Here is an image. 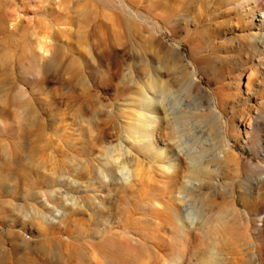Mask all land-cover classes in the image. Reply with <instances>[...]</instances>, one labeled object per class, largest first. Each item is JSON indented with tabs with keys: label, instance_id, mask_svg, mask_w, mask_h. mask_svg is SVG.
I'll use <instances>...</instances> for the list:
<instances>
[{
	"label": "rangeland",
	"instance_id": "374dc122",
	"mask_svg": "<svg viewBox=\"0 0 264 264\" xmlns=\"http://www.w3.org/2000/svg\"><path fill=\"white\" fill-rule=\"evenodd\" d=\"M0 264H264V0H0Z\"/></svg>",
	"mask_w": 264,
	"mask_h": 264
},
{
	"label": "bare ground",
	"instance_id": "6f19581e",
	"mask_svg": "<svg viewBox=\"0 0 264 264\" xmlns=\"http://www.w3.org/2000/svg\"><path fill=\"white\" fill-rule=\"evenodd\" d=\"M45 34V33H44ZM44 36H46V35H44ZM42 47V46H41ZM154 99L153 98H150V99H148L147 101H146V104L147 105H149V106H153L154 105ZM156 105V104H155ZM156 119V118H155ZM157 120H159V119H157ZM151 121L152 120H150V124L152 125V123H151ZM154 124H155V122H154ZM152 132L153 133H155V130H153L152 129ZM176 132V131H175ZM177 134V133H176ZM177 136V135H176ZM178 137V136H177ZM176 138H174L173 140H175ZM196 161V160H195ZM170 166H172V165H170ZM198 166V163H196L194 166H192V168H191V172H192V174H193V172H194V170L196 169V167ZM180 221H181V219H179Z\"/></svg>",
	"mask_w": 264,
	"mask_h": 264
}]
</instances>
